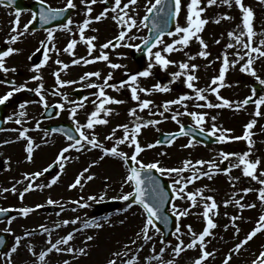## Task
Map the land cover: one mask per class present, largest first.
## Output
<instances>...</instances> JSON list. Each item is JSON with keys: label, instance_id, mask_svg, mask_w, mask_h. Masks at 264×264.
Here are the masks:
<instances>
[{"label": "rangeland", "instance_id": "374dc122", "mask_svg": "<svg viewBox=\"0 0 264 264\" xmlns=\"http://www.w3.org/2000/svg\"><path fill=\"white\" fill-rule=\"evenodd\" d=\"M150 2L151 0H147ZM188 1V0H187ZM206 1V2H205ZM259 1V3H258ZM144 0H138L136 6L130 7L127 10H124L128 13L129 16H132L133 18H136V14H138V11L140 10V6H143ZM124 3H128V0H121V8H123ZM201 3H205L204 5H199V7L206 6L208 7L207 0H201ZM112 7H115V0L112 3ZM214 5H220L222 8L227 7L228 13L238 16L240 20L236 23H230L231 20L236 21V19L230 15L231 19L228 20H221L220 18H215L212 16V14H208V8L202 12V15L204 19L208 20V26L204 28L203 33H198L199 35L207 44L206 49H202V46L200 45L199 41L194 38L191 39L189 44L187 46H179L176 47L178 49H183L184 51H189V54L186 55V58L182 59H175L174 63H171L168 65L167 68H163L160 65H158L155 62L154 56L147 59L145 61V64L143 68H140L141 70H147L148 65L151 63V73L154 71L157 73L161 79L159 80L160 85L167 86L169 88V91L163 94V91L160 92V94H155V106L159 105V102L161 101L163 104L166 101L169 100H175L178 99L180 96L185 95L189 97V99L184 100L181 104H174L169 108L170 112H180V113H186L185 111V105L187 106V112H197L201 111L203 108L208 107H197V105H205L210 100L211 103H215L216 105L223 104V100H228L230 104L228 106L233 111H237L242 115V117H245L246 119L242 118H236L232 121L231 124L228 126L231 128L229 132L225 133L228 137H242L245 131V126L252 120H255L256 123L253 126L252 129H249V132L251 133V140L253 141L251 147L248 144V141L244 139L236 140V139H228L226 141H223L222 146L220 147H212V148H200L197 144L191 143V146L184 147V145H188L189 141L183 140L175 144L170 149H163L162 155L163 160L168 161V163H163V168H181L183 167V162L185 160H190L193 162L195 169H198L200 172H206V170L209 169V164L205 163L203 165H196L195 162L197 160H202L206 162L213 163L215 167L214 170H218L220 168V162L223 159V157L220 155L222 152L225 153H233L235 154H243L245 151H249L250 155L248 159L250 161H255L257 159L260 160V164L257 166L256 175L259 177V179H264V176H261V173H264V105L260 106L259 111L261 112V115L257 116L255 115L257 108L255 105V100H257L260 96H264V84L263 90L260 94H254L251 91L250 83L253 81L259 82L260 80H264V57L260 56L258 53H251V57L253 59L252 68L255 70V75H252L250 72L241 71L242 66L247 62L248 56L245 55V52L247 49H245L241 44H238L233 38H230L228 36L229 32H235L239 34L240 31L243 30V24H242V12L239 10L240 8L235 5L234 0L232 3V6L229 7L226 4H223L220 2V0H217V3ZM234 7L236 8V11H234ZM256 8V17H255V23L254 19L252 21L253 25V31L255 33L253 37V46L254 47H261L262 50H264V46H261L260 41L264 40V0L260 2V0H254L253 1V9ZM114 11H107V14L113 13ZM118 15H123V13H120L119 9L115 11ZM106 14V15H107ZM227 15V14H226ZM187 15H180L179 21L180 26L184 27L187 26L185 24ZM126 18V17H125ZM182 18V19H181ZM138 19V18H136ZM185 19V22H184ZM219 20V23H216L215 21ZM102 25L96 26V31L99 33L100 38L99 41L106 43V41L111 40L114 38L115 32H108L109 27H113L112 23L107 19L106 24L101 21ZM230 23V25H229ZM139 26L134 27V31L132 32V35L135 34V31L139 28L138 36L140 35L139 40L145 37V32L143 31V28L141 27L140 21H138ZM259 24V25H258ZM240 25V27H238ZM220 27V28H219ZM116 28V27H113ZM219 28V29H218ZM181 35V34H180ZM205 35V36H203ZM207 36V37H206ZM174 39H179V36H176L171 41L173 42ZM244 42H247V36L243 37ZM170 41V43H171ZM219 41L222 43V48L219 50L220 53H218V56H212L214 54V47L217 48ZM232 44L233 47L229 48L227 45ZM129 43L126 40V43L123 45H119V48L116 52L106 48V49H100L101 51L107 53L108 60L102 62L99 67V71L102 72V70L107 69L110 67V63L115 64H123L129 65V60H126V64L124 63V49H128ZM122 50V53H121ZM201 50H205L209 53L207 57H201L199 56V52ZM86 51V48H85ZM180 51V50H178ZM116 52V53H115ZM239 52V56L236 55V53ZM177 54V51L174 52V55ZM225 54L227 55V59L229 61V65L227 67V70L225 72L224 80L219 81L213 85L212 79L214 77L219 76V72H216L215 70H219V67L224 66V58ZM189 57H192V59H189ZM240 57H243V59H240ZM169 59V58H168ZM171 60V59H169ZM172 61V60H171ZM232 61H236L234 64ZM188 63L189 65L195 64L197 65V68L195 70H192L191 68L188 70H182L179 68L180 63ZM132 66L131 72L135 71V69ZM123 69V68H122ZM187 72L190 74H194L198 79L194 80L192 83L194 84V88L190 89L187 87L186 84V78L184 79L183 75H181L179 78L175 79L173 81L172 73L174 72ZM214 71V73H213ZM212 72V73H211ZM153 77H147L144 79L138 78L137 83L140 85V83L143 80L148 81V85L145 86L147 89L149 85H151V81L153 80ZM222 83L223 88L217 92H212L210 88H217L218 84ZM155 84H157L155 82ZM154 84V85H155ZM211 86V87H210ZM122 88H128L122 87ZM149 89V88H148ZM196 89H206V91L203 93L205 95L206 100H197L196 99ZM209 92V93H208ZM108 96H111L115 99H121V96H116L115 93H108ZM138 95L140 96L141 100H145L148 97L144 96V92H138ZM219 97H222L223 99H218ZM158 98V99H157ZM246 98H251V100H254V103L249 106L242 105L241 102L244 101ZM127 99V98H124ZM47 103L52 102L50 98H47ZM130 102L133 104L139 103V101H134L131 99V101L125 102L122 105H114L115 103H110L105 105L106 108L111 109V112L104 116L103 119H106L108 121L107 124H103L102 128L100 129V132L102 131L101 139L102 141H105L106 137L109 135H112V130L116 129L115 134L113 137H119L123 134V128H118L117 125H123L127 124L131 120L132 115L129 114V110L135 108L136 114L139 117L140 112L139 109H137V105H130ZM46 104V103H45ZM176 105V106H175ZM163 106V105H162ZM162 106L159 105L160 111L163 110ZM117 107V108H115ZM114 108V112L112 109ZM126 110H128L126 112ZM39 108L38 106H33L30 108V112H33V122L35 124L32 125H41L40 118L38 116ZM201 113H206V111H202ZM172 115V113H169ZM205 116V122L203 124V129L206 131H209L208 129L212 128V125L215 124L217 126L218 131L215 133V135L219 136L221 132L219 130L225 129L226 124L228 123L227 120H225L226 117L223 116L221 112H218L216 115V119L213 121L206 113ZM226 114V113H225ZM184 115V114H183ZM182 116V115H181ZM140 120H143L142 117H139ZM113 120V121H112ZM180 122L183 123L185 120L181 117ZM195 123V121H194ZM222 124V125H221ZM196 125V123H195ZM38 126V127H39ZM197 126V125H196ZM227 126V127H228ZM200 128V126H197ZM40 129H38L37 135L40 133ZM169 125L165 124L163 127L160 128V130L169 131L172 130ZM240 132V130H242ZM210 132V131H209ZM238 134V135H237ZM237 135V136H236ZM103 143V142H102ZM101 143V144H102ZM111 144H103L106 148H111ZM130 144H128L129 146ZM127 146V147H128ZM67 146H63L62 143L54 142V140H47L45 147H41L37 152V156H39L41 149L46 148L47 149V155H50L48 157L47 161L55 160L59 156L60 150L65 148ZM91 145H85V148H89ZM60 148V149H59ZM119 149V148H118ZM203 149L205 151H203ZM125 148L119 150L124 152ZM76 151V150H74ZM71 155L73 154V157L68 154H64L67 159H62L60 163L64 164V168L62 172L55 176L58 177L55 184H51V181L53 179H45V180H38L36 177L35 179L31 178V175L28 173L32 169L36 167L39 168V165L35 166L32 161L28 163L26 160V153L22 150V146H6L0 144V202L2 199H5L6 201L9 200H18L24 201L26 199L34 198L37 200L38 204H48L47 201L49 198H51L53 201H58L61 204V201L64 200V194L69 195L70 197L74 196L76 192H80L82 195L83 193L80 191L89 189L90 192L86 195H92L91 197L99 199V198H107V197H114L118 195H122L125 193H128L129 187L127 184L123 183V180H125L126 172L121 165V163L117 160H112V155H107L105 157H110V161L99 160L98 155L93 153H86L85 155L76 156V152L73 153V151H70ZM100 153L104 156V152L101 149ZM199 152H202L201 155H197ZM76 154V155H75ZM36 155V153H35ZM55 155V156H54ZM47 157V156H45ZM122 159V158H121ZM36 163L38 162L37 159ZM152 157H148L147 161H152ZM173 161L176 163L175 165L172 164ZM228 163L229 169L231 170L228 174L212 177L209 179L210 184L208 185V180H200L199 182H204L202 184L203 187H196L200 186L198 183L196 186L193 184L190 186V184L187 185V192H196L197 189H202V196L204 198L211 196L215 200L217 204V208L213 209L209 212V217L213 220V222L216 224V227L212 231L210 237L208 240L205 239L204 245L205 250L213 253V255L206 258V260L203 262V264H224V260L227 257H231L229 260V264H252V261L257 258L258 251L254 246V243H261L262 240H264V229H262L257 234V240L256 242H252L253 238H256L254 236L250 241H248L246 244H244L239 251H235V247L237 244L241 243L246 235L249 233L247 231L248 227H243L245 224L243 222H247L248 220V214L255 215L257 212H260L258 216H256L253 221V228L256 227L257 221L259 220V217L264 214V202L259 203V189L264 187V185H261L258 180H253L251 177L244 175L243 173V166L240 167H231V165L238 163L237 155H230L227 160H225ZM93 162H95L93 164ZM182 164H178V163ZM92 165V167L89 168V171L84 174L86 177L87 175H93L94 178L90 181L82 178V184L78 185L75 188H70L69 185L72 184L77 175L83 171V169L88 168L89 165ZM94 165V166H93ZM69 169V172H66ZM193 169H188L183 173H180L179 176L188 177L190 174H192ZM64 173L66 174L64 176ZM25 174H29V179H25ZM164 176L168 179V176L170 175L168 173H163ZM178 174L175 176V179L179 178ZM171 178V177H170ZM220 178V180H218ZM208 179V178H207ZM28 181V182H27ZM33 182V189L35 188V192H31L28 195H24L23 199H21L20 193L23 190V188L29 184L30 182ZM103 181L106 182V185H100ZM194 181H197L194 180ZM207 181V183H206ZM218 181H223V183H219ZM27 182V183H26ZM51 184V186H48ZM85 185V186H84ZM42 186V187H39ZM84 186V187H82ZM15 187L16 191L13 192L12 188ZM82 187V188H81ZM123 188L125 192H121V190H117L118 188ZM179 187V185H177ZM230 187H235L239 192L229 191ZM81 188V189H80ZM248 188L252 189L251 191L245 193L243 189ZM5 189H8V191H4ZM72 190V191H71ZM74 191V193H73ZM246 194V195H245ZM241 196L240 203L244 205H248L250 203L257 202L259 204H255V213L253 211H247V208L241 209L239 205L235 203V197ZM243 196V197H242ZM21 199V200H20ZM62 199V200H61ZM196 206L192 207V201L188 200L185 196L184 199H177L176 203V213L180 211H184L187 209L188 214L184 216H179L180 220V232L176 233L173 242L171 244H161L159 239L156 240L158 246L157 252L152 253L147 251L146 249L143 250L142 256H138L136 264H160V261L156 259H146L149 257H154L156 254H159L160 248L164 247L166 250L162 254V260L163 261H173V264H194V261L200 256L201 250L200 247L197 246L192 249H187L183 252H181L178 256L175 255L172 251V244H177L179 241L177 240V236H179L180 240L184 241V244L187 245L192 240V236L188 231V226L190 225L192 230L199 234L200 228L202 226H206V220L203 216L204 212V204L205 203H211V201H207L206 199H203L200 195L196 197ZM225 201H231V203H228L227 206L225 205ZM46 202V203H45ZM37 204V205H38ZM55 204V205H57ZM192 207V208H191ZM136 210L130 209L128 212L130 213H136ZM245 211L246 216L245 218L238 219L233 221L232 217H240L237 212ZM86 211H83L81 213L76 211L67 212L63 216H57V214L52 215V217H43L39 216L37 213L30 212L27 215V222L24 227H34V225L39 226L40 228H48L49 231L45 233V235L41 237H37L34 240H30L27 243L22 242L20 244V247L17 249L15 253L8 252L4 254L0 258V264H8L9 256L7 254L11 253L10 259L12 264H63L65 260L69 261V264H103L107 259H110V256L108 255L112 254V248L120 249L122 250L127 244L131 242L133 239L132 234L140 231V229L143 228L141 220L138 222V218L134 220L137 216H135L132 219H128V216L122 215L117 217V219H114L112 221L111 225L103 227L101 230H97L95 234L100 235V239L96 241V245L93 242V245L91 249H88L87 246H89L91 240H87L86 238L90 236L89 234H85L84 237H77L73 236V239L69 245L63 246V247H72L74 249L84 248L85 253L82 254L78 251L75 253H67V252H53L52 254H49L46 256L44 262H40L38 257L39 253L43 251L47 246H50L48 244L49 240V233L51 234V240L52 242H55V240L62 238L65 236L66 233L72 232L74 228H76V225H72L69 223L68 225H64V220H72L77 217H79V220L76 224L77 226H81L82 224H85L88 222V219L86 218L87 214ZM128 221H134L129 227L122 228L123 224H128ZM117 223L118 227H113V224ZM203 223V224H202ZM60 224L59 228H63L62 232H56L54 231V228H57L56 225ZM81 224V225H79ZM228 226L227 228L225 226ZM43 226V227H41ZM237 228L239 229V232H237ZM2 230H5L7 232L10 231L12 233V236H18L19 232L16 228V224H3L1 226ZM112 231L115 232V235L112 237ZM122 234L123 239L119 241L116 237V234ZM92 235V234H91ZM137 236V235H136ZM108 237V239L106 238ZM152 242V241H150ZM29 247H31L32 251H29ZM88 255V258H87ZM130 257V254L127 258ZM122 258L116 260L117 263L121 261ZM83 261V263H82Z\"/></svg>", "mask_w": 264, "mask_h": 264}, {"label": "snow or ice", "instance_id": "6c2138e0", "mask_svg": "<svg viewBox=\"0 0 264 264\" xmlns=\"http://www.w3.org/2000/svg\"><path fill=\"white\" fill-rule=\"evenodd\" d=\"M82 3H84L87 7H86V14H90L92 12V8L90 6V4H95L97 2V0H81ZM221 3L228 5L229 7L232 6L233 0H220ZM40 3L43 4L44 0H40ZM136 3V0H128V3H125L123 5V8H121V0H115V7L112 8V11H117V9H119L120 13H123V15H117V16H113L114 20H117L119 23H126L127 27L129 29V31L136 26V20L132 17L129 16L127 12H125V9H129L130 5H133ZM163 0H156V4L151 5L150 7L147 8L148 12H152L154 9L157 8V5H162ZM201 3V0H190V3L187 5V17H186V21H187V26H180L179 24H177L175 26V32H171L169 31L167 33V35L169 36H179V39H174L172 43H168L163 47V52L165 53H171L173 51H178L180 49L176 48V45H181V46H187L190 42V40L195 37L200 45L202 46V49H206L207 48V44L205 43V41L199 36L197 35L198 33H200L203 30L204 25H206L208 23V20L201 18V13L204 12V8L203 7H199ZM217 3V0H207V4L209 6L214 5ZM234 3L236 6H238L242 12V24H243V30L239 32V34L235 33V32H229L228 36L230 38H233L238 44H241L245 49H247V51L245 52V55L248 56V60L247 62L242 66L241 71H246V72H250L252 75H255V70L252 68V64H253V59L251 57V53H258L260 56L264 57V50H262L261 47H254L253 46V37L255 35L254 31H253V25H252V21H253V11L250 7H246L243 3V0H234ZM67 7L68 8H74L75 5L73 3V0H67ZM181 0H174V15H179L180 11H181ZM160 11H163V7H161L159 9ZM64 11V9H53L51 7H49L47 9V11H41L40 12V20L47 22L49 19L55 18L56 16L60 15L62 12ZM108 9H105L104 11H102L99 15L95 16V20L99 21L102 18H104L107 14ZM124 17H127V20H124ZM224 19H231V17L225 15L223 17ZM216 23H219V20L215 21ZM13 28L12 31L13 33H17L18 32V28L20 25V21H19V11L17 12V19L14 20L13 22ZM72 21L69 19L68 24H71ZM91 23L90 19H85L83 21V23L79 26V32H80V39L82 41H84L87 44L88 47V52L89 55H91L93 48L95 47V45L93 44V41L96 39V37H85L84 32L85 29H87L89 27ZM166 23V21H165ZM68 24L64 25V28L67 29L68 28ZM25 31L28 30V25L25 24L24 26ZM154 28L157 29V35L155 37V43H149V41H144V43L146 45H148V53L149 56H154L155 58V62L160 65L163 68H167L169 64L174 63V61H171L167 58H165V56L162 55L161 51H156V52H152V48L156 46V44H162L163 41L161 40V36L164 34L163 31L159 30V25L158 24H154L153 25ZM240 27V26H238ZM183 34V35H180ZM19 35L22 34H14L10 37V41L12 43H15L18 38ZM126 33L124 31H121L119 37H117V40H123L125 38ZM247 36V42H244L243 37ZM129 39H136L135 36H129ZM48 41H51L53 39V33L51 30L48 31V37H47ZM42 44L44 43V41L41 42ZM76 40H71L69 42V44L67 45V47L65 48V51H71L74 46L76 45ZM217 43H219V41H217ZM261 46H264V40L260 41ZM110 46H112V42L108 41L106 43H104L103 45H101V49H106L109 48ZM129 47H132L133 45H127ZM135 47H139L138 45H136ZM227 47L231 48L233 47L232 44L227 45ZM19 49H16L14 47H8L7 50L5 51H0V70H3L4 72H8L9 69L5 67V58L10 56L13 53L18 52ZM199 56L201 57H207L209 55V53L205 50H201L199 53ZM237 56H239V52L236 53ZM49 59V57L47 56V53L45 54L44 60H42L40 62V64H37L34 66V71L39 72L40 67ZM83 59V58H81ZM189 59H192V57H189ZM240 59H243V57H240ZM93 60H104L107 61L108 60V55L101 51V54L98 57H94ZM93 60H88V59H83V62L85 64L91 63L93 62ZM236 61H232V63L234 64ZM57 63L60 64L62 63L61 61L57 60ZM73 64H78L80 63V60H73L72 61ZM229 65V61L227 59V55L225 54V58H224V66L220 68L219 71V76L214 77L212 80V84L215 85L217 83V81H223L224 80V76H225V72L227 70V67ZM110 67L113 69L116 68H120L121 65L119 64H115V63H110ZM63 68H68L67 64L63 65ZM151 68H152V64L150 63L148 65V69L141 71L137 74H133L129 76V79L127 81H122L120 84V87H124L126 84H128L131 87V98L134 101H139L138 103V107L140 110H144L146 108H149V106L152 104V101L150 100H141L140 96L138 95V92H144L145 94L150 93V91L152 90H156V91H169V88L167 86H161L159 83L155 84L153 86V89H146L143 87H139L137 80L138 77H148L151 74ZM179 68L182 70H188V69H192L195 70L197 68V65L192 64L189 65L188 63H180L179 64ZM12 71H14V69H12ZM54 75L56 76V83L57 85L63 86V85H67V84H72L75 83V81H67V80H61L59 73H54ZM181 75H183V72H174L172 73V77H173V81L177 78H179ZM90 77H97L100 78L101 77V73L100 72H86L84 73L83 76L80 77L81 81L87 80ZM112 78L111 73H109V75L107 77L104 78V84L103 85H99V84H93V83H89L88 85H86L89 88H98L99 91L96 93H93V95H95L97 97L96 100L92 101L95 110L92 111L87 118V122L86 124H80L78 121H76L77 127L75 129V131L77 133H79V138L75 139V143L73 144H69L68 147H65L64 149H62L61 153L59 154V156L57 157V163H59L62 159H67V157L64 156V153L68 152L70 148H75L77 151H79L81 148H83L85 146V144L87 145H91L92 148H101L104 152V155H112V156H118L120 158H122L125 163H127V161L129 159H131L133 165H138V167L136 166H132L130 168L129 174L126 176L125 179V183L127 184H131L133 190L131 192H128L124 195H122L120 197V199L124 200V201H128L131 198H133V202L138 203L140 205L143 206V209L145 210V212L147 213V218H146V222L141 230V233H137V237L140 238L142 236L143 240L145 241H149L152 239V237L149 235V228L150 227H155L154 225V220H163L165 223H167L168 221V217L167 216H161L160 215V208L162 207V205L164 204L165 200H166V194L163 192V190L160 188L159 182L157 180H155V178L152 175V170L155 169L156 171L160 172V173H168L169 175H171L172 173H177L178 176L180 173L185 172L188 169H193L192 175L188 176V177H183V176H179L178 179H175L173 181V185H172V190L174 193V199H184L185 196L188 200L192 201V206L195 207L196 206V197L198 195H200L203 199H206L207 201H211V203H205L204 204V212H203V216L206 220V226L203 228V230L197 234L195 233L191 226H188V231L191 234V236L193 237L191 242H189L187 245L184 244L183 240H180L179 236H177V240L179 241L177 244H175V246L173 247L172 251L175 255H179L181 252H183L185 250V248L187 249H192L195 248L197 246L200 247L201 250V254L200 256L194 261V264H203V262L206 260L207 257L213 255V253H210L208 251L205 250V245H204V241L205 238L209 235H211L210 230L214 229L216 227V224L213 222V220L209 217V212L213 209L217 208V204L215 202V200L213 199V197L208 196L206 198H204L202 196V189H197L196 192H187V185L192 183L194 180L199 179L201 176H208L209 178H211L210 175V171L211 169H213L215 167V165L213 163L210 162H206V161H202V160H197L195 162L196 165H203L205 163L209 164V172H200L198 169H195V166L193 164L192 161L190 160H185L183 161V167L181 168H168L165 169L163 167L159 166V162H154V163H148V164H144L141 161H139L137 159V156L144 150L140 143L137 140V136L139 135L141 128L142 127H146L147 125H155L157 123H159V121L157 120H148L146 122H144L143 124L139 122L140 118L137 117L136 120L137 122L135 123L134 127L131 129V134H129V127L127 124H123V125H117L118 128H123L124 129V135L122 138H120L119 140L116 141V145L112 146L111 148H106L103 144H101L98 139L96 138L95 134L91 135V138H89V135L85 133V131H83V129H94V127L98 124H107L108 121L106 119H101L100 114L101 112H103L105 115H108L111 112V109H108L105 107V105L110 104V103H123V101L120 100H116L115 98L108 96L104 89L105 87H115L114 85H109L108 84V80H110ZM33 80H40L42 79V77L40 76H33L32 77ZM198 79V77H196L194 74H188L187 78H186V84L187 87L192 89L194 88V84L192 83L194 80ZM261 84H264V80H260ZM26 85H20L19 87H14L12 91L7 92L4 96L0 97V104L4 103L5 101H7L12 95L14 91H20L21 89L25 88ZM43 90V85L41 84L40 86H38L37 88L34 89V91L40 95V100L41 102H44L45 98L44 96L41 94ZM118 90V89H117ZM210 90L212 92H217V88H210ZM206 91V89H196V99L197 100H206L205 95H203V93ZM55 94H59L57 93H53ZM189 99V97L182 95L180 96L178 99L175 100H169L166 101L163 105L164 110L168 111L169 107L171 105L174 104H181L184 100ZM218 99H223L222 97H219L218 95ZM251 98H246L244 101L241 102V104H247L249 102ZM84 100H87V97L84 98ZM230 104V102L228 100H223V104L220 105H213L211 103H207L205 105H197V107H223V106H228ZM255 105L257 108V111L255 113V115L259 116L261 115V112L259 111L260 106L264 105V96H260L257 100H255ZM59 107L63 108V105H59ZM78 107H83V102L77 104L76 107H73L71 109V115L73 116V118L75 117L76 111ZM21 109L25 108V104H21L20 105ZM185 111L186 114L188 116H190L196 123L197 126H200V131H203V124L205 122V116L207 115L206 113H197V112H187V106L185 105ZM129 114L132 116H136V109H130L129 110ZM185 113H180V112H176L175 114H173L171 116V119L174 121H177V116L179 115H183ZM21 116L26 115L25 112H21L20 113ZM160 116H164V112H160L159 113ZM11 119V117L9 118ZM213 121L216 119V117H212ZM17 124L21 123L20 120L16 121ZM177 123H179V121H177ZM256 121L252 120L250 121L246 126H245V131L242 137H228L225 135V133L231 131L229 129H222L219 130L221 132V134L219 135L218 139L219 141L223 142L226 141L228 139H236V140H240V139H244L246 141H248L249 146L251 147L253 141L251 140V133L249 132V129H252L253 126L255 125ZM39 125H37L38 127ZM28 130L24 129L23 131H20V137L21 138H25L26 137V132ZM116 129L112 130V135H109L108 137H106V139L111 140L115 134ZM218 131L217 126L215 124L212 125V128L210 130V134H215ZM180 134L183 135L185 134L184 132V126L181 125L180 127ZM69 139L72 140L73 137L69 136ZM28 142H27V147H26V151H27V158L28 160L32 159V153H33V141L31 140V138H27ZM126 141H130V146L134 145L135 146V150L132 153L131 157L128 156V154H126L123 151H119L118 150V145L124 144ZM83 142V143H82ZM167 143H171V140L166 139ZM161 143V141H157L156 142ZM155 145L153 144H148L147 147L148 148H152ZM191 146V141L189 142L188 145H184V147H188ZM223 159L227 160L229 158L230 155H237V159H238V163L231 165V167H240L241 165L243 166V173L246 176L251 177L253 180H258V182L261 185H264V179H259V177L256 175V170H257V166L260 164V160L257 159L254 162L250 161L248 159L250 152L249 151H245L243 154H235V153H225L222 152L220 154ZM104 157L101 156L100 159H103ZM95 162H93L94 164ZM49 167H51V165H49ZM59 167L61 168V170H63L64 168V164L63 163H59ZM92 167V165L90 164L88 168L83 169V171L81 173H79L75 179V181L69 185L70 188H75L78 185L82 184V178L90 181L94 178L93 175H87L86 177L84 176L85 173H87L89 171V168ZM48 169H45L44 171H47ZM227 171H230V169H228ZM142 173H143V177H142ZM32 179H35L38 176L43 175L42 172H36V173H32L30 174ZM261 176H264V173L260 174ZM25 179H29V174H25ZM58 177H53L51 184H55L57 181ZM51 184H49L48 186H51ZM147 184V191L151 197V202H146V189L145 187H143V185ZM177 185H179V187H177ZM33 184L30 182L25 188L24 191L20 193L21 199H23L24 193L33 190ZM42 187V186H39ZM252 189H248L245 188L243 189V191L245 193L251 191ZM4 191H8V189H5ZM12 191L15 192L16 189L15 187L12 188ZM89 199H94L93 197H89ZM259 199L261 200V202H264V187L259 189ZM48 204H57L59 203L58 201H53L51 198H49V200L47 201ZM73 203L78 204L80 207H84L85 205L80 203L79 201H73ZM228 203H231V201H225V205L227 206ZM235 203L237 205L240 206L241 209L248 207V208H253L255 207L254 204H248V205H244L240 203V200H236ZM36 207H40V205H37ZM129 207H131V204H129ZM34 209L30 208V207H23L20 208L18 211L23 214L24 216H27L30 212H32ZM61 210L63 211V206H61ZM73 211H75V209H72ZM7 209H3L0 208V213L2 212H6ZM173 212L176 213V205L173 204ZM188 211L187 209H185L184 211H180L178 213H176L177 217L179 216H184L187 215ZM233 221L239 219V217H232L231 218ZM79 220V217L72 219V220H64L63 224L64 225H68L69 223L71 224H76L77 221ZM11 222V221H9ZM89 226V224L86 222L85 223V227ZM99 224H96V227H99ZM43 227V226H41ZM56 227H60V224H57ZM226 228L228 227L227 225L225 226ZM262 229H264V214H262L259 217V220L257 221L256 227L251 230L245 237V239L236 245L235 247V251H239V249L246 244L248 241H250L258 232H260ZM44 231H49L48 229H44ZM74 231H79V229H76ZM157 231H159V229H157ZM180 232V228L177 227L176 228V233ZM237 232H239V229L237 228ZM73 239V232H69L67 235L63 236L60 239L55 240V242H52L51 240V234L49 233V240H48V244L50 245V247L47 248L46 251H41L39 253V261L40 262H44L46 256L55 251V252H67V253H75V252H79L81 254L85 253V249L84 248H79V249H74L72 247H61V245H65L67 246L69 244V241H71ZM87 240H91L92 237L88 236L86 238ZM21 243V238L17 237L16 238V242L15 245L12 247L11 249V253H15L17 251L18 246ZM133 244H135V240L132 241ZM127 247V245L125 246ZM165 248L162 247L159 250V254H156L154 257H149L146 259H156L158 261H160V264H173V261L169 260V261H163L162 260V254L165 252ZM29 251H32L31 247H29ZM137 251H139V249H137ZM153 252H155V248H153ZM11 253L7 254L9 256V261L8 264H12L10 256ZM114 255L116 256H120L121 253H115ZM123 255L127 256V252L123 253ZM138 257L133 255L130 259L123 261V264H136ZM231 259V257H227L224 260V264H229V260ZM264 264V251H261L259 254V257L257 258V260H254L252 262V264ZM63 264H69V261L65 260L63 262ZM108 264H116L115 260H109Z\"/></svg>", "mask_w": 264, "mask_h": 264}, {"label": "flooded vegetation", "instance_id": "af4514ba", "mask_svg": "<svg viewBox=\"0 0 264 264\" xmlns=\"http://www.w3.org/2000/svg\"><path fill=\"white\" fill-rule=\"evenodd\" d=\"M154 1L155 0H151L148 2L147 0H144L143 6H140V10L138 11V14H136V18L138 19L134 18L137 26H139L138 21H140L141 27L145 32V37L147 36L148 31L145 21V18L149 13L147 8L150 7ZM113 2L114 0H97L95 4H90L92 12L86 14L87 6L82 3L81 0H73L75 5L74 8L67 7V0H44L43 4L40 3V0H0V51H5L8 47L19 49L18 52L5 58V67L8 68L9 71L4 72L3 70H0V97L4 96L9 91H12L14 87L26 85V87L20 91H14L13 95L7 101L0 104V144L14 148L16 146H22V150L27 152V138H31L33 141L32 159L28 160V158H26V160L28 163L32 161L35 166L39 165V168L36 169L35 167L28 172L29 174L43 172L45 168L54 161H47L50 155H47L46 148H42L41 151H39V156H37V151L41 147H45L48 139L62 143L63 146L65 145L67 147L69 144H73L61 134L47 132L45 127H48V125L55 126L61 123H68L72 124L76 129V121L82 125L86 124L88 115L95 110L92 101L96 100L97 97L93 95V93L98 92L99 89L89 88L86 85L89 83L103 85L104 78L111 73L112 78L108 80V84L114 85L115 87H105V93H115L118 96L127 98L119 99L120 101H123V103H116L114 105H122L125 102H128V98H130L131 87L126 84L124 87L129 86L130 89L122 88L120 87V84L122 81H127L130 75H133L130 71L134 64V69L144 67L142 65L145 64V61L135 63L133 60L135 53H138L137 47L135 46L139 45L143 39L141 38L139 40V28L135 31V34L132 35L134 27L129 31L126 23H119L117 20H114L113 16L118 15L115 12L107 14L99 21L94 19L95 16L99 15L105 9L111 11ZM137 2L138 0H136L135 4L130 5L129 8L136 6ZM49 7L53 9H64V11L55 18L49 19L47 22L41 21L39 18L40 12H46ZM18 11L20 25L18 32L13 33L12 22L17 19ZM86 18L90 19L91 23L89 27L85 29V37H96L93 41L95 47L93 48L91 55H89L87 44L80 39L79 32V26ZM69 19L72 21L71 24H68ZM107 19L112 23L113 27H116H109L107 30L108 32L116 31L114 38L108 40L112 42V46H110L109 49L115 51L119 48V45L126 43V40L129 45L133 46L128 48L130 50H123L124 63L126 64V60H129V65L126 64L123 66V64H121V67L116 69L108 67L100 72L99 65L104 62V60H93V58L98 57L101 54L100 46L104 43L99 41L100 35L96 31V26L102 25L101 21L106 24ZM124 20H127V17H124ZM25 24L28 25L27 31H25L23 27ZM66 24H68L67 29L64 28V25ZM49 30L53 33V39L51 41H48L47 39ZM121 31L126 33L125 38L123 40H117ZM14 34L22 35H19L18 40L15 43H12L10 37ZM129 36H135L136 39H129ZM73 39L76 40V45L71 51H65V48ZM42 41H44L43 44L41 43ZM115 43L117 45H115ZM117 51L118 50H116V52ZM46 53L49 59L40 67L39 72L34 71V66L40 64V62L44 60ZM81 58L93 60V62L85 64ZM57 60L62 63L58 64ZM73 60H80V63L73 64ZM64 64H67L68 68H63ZM12 69H14V71H12ZM97 71L101 73L100 78L90 77L84 81L80 80V77L83 76L84 73ZM57 72L59 73L61 80L75 81V83L63 86L57 85L56 76L54 75V73ZM33 76H40L42 79L33 80ZM41 84L43 85L41 94L44 98H50L52 102L44 104L47 100L45 99L44 102H41L40 95L34 91V89ZM76 90H78V96H80V101L78 102L76 101V98L70 97L69 95L70 92ZM57 92L59 94H53ZM85 97H87V100H84ZM37 102H40L41 104V106L38 107V116L41 122L39 127L32 125L35 123L33 122V112H30V108L38 106L36 105ZM81 102H83V107L77 108L75 117L73 118L71 115V109ZM21 104H25L24 109L20 108ZM59 105H63V108L59 107ZM48 107H54V116L49 120H44V110ZM21 112H25L26 115L21 116ZM104 116L106 115L101 112L99 118L103 119ZM10 117L11 119H9ZM17 120H20L21 123L17 124ZM100 126L101 124H98L94 127L96 131H93V134L100 135ZM39 128H41L40 133L37 135ZM24 129H27L28 131L26 132V137L21 138L20 131H23ZM94 129H83V131H85L86 134H92V130ZM70 149L73 150V148ZM82 150H84V147L80 149V151ZM67 156L69 157V154ZM35 159L38 160L37 163ZM59 163L54 174L50 177L38 176V180L52 179V177L59 175L62 172ZM66 172H69V169ZM65 175L66 174L64 173V176ZM33 191L35 192L36 189L34 188ZM29 192H31V190L27 193ZM25 203L34 210H37V207L35 206L36 199H26ZM2 208L4 209L5 207ZM37 214L43 217L47 216V214L40 212ZM20 219V215L15 218L18 223ZM31 238H35V236L31 235L29 239ZM22 240L24 241L25 239H21V241Z\"/></svg>", "mask_w": 264, "mask_h": 264}, {"label": "water", "instance_id": "95a60500", "mask_svg": "<svg viewBox=\"0 0 264 264\" xmlns=\"http://www.w3.org/2000/svg\"><path fill=\"white\" fill-rule=\"evenodd\" d=\"M152 35H153V38H151V39L149 40V43H150V44L152 43V41H154V40H152V39H155V37H156L157 34L153 33ZM145 46H148V45L145 44ZM145 46H143V48H144ZM169 137H170V136H168L167 138H169ZM0 214L2 215V214H4V212H3V213H0ZM4 215H5V214H4ZM0 217H2V216H0Z\"/></svg>", "mask_w": 264, "mask_h": 264}]
</instances>
